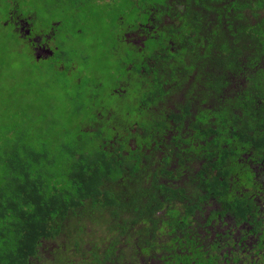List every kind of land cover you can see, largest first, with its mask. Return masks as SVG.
Wrapping results in <instances>:
<instances>
[{
  "label": "trees",
  "instance_id": "trees-1",
  "mask_svg": "<svg viewBox=\"0 0 264 264\" xmlns=\"http://www.w3.org/2000/svg\"><path fill=\"white\" fill-rule=\"evenodd\" d=\"M22 1L0 0V264H264V0H119L145 45L107 95L58 106L56 81L6 70L36 61Z\"/></svg>",
  "mask_w": 264,
  "mask_h": 264
},
{
  "label": "rangeland",
  "instance_id": "rangeland-1",
  "mask_svg": "<svg viewBox=\"0 0 264 264\" xmlns=\"http://www.w3.org/2000/svg\"><path fill=\"white\" fill-rule=\"evenodd\" d=\"M83 1L86 3V0ZM102 2L103 0H89L79 12L74 8L64 7L67 0L22 1L17 8L21 15H15L14 22L16 23V20L28 21L30 26H25L28 28L26 31L23 27L18 28L22 37L29 35L31 31L29 27L31 26L33 30L31 34H37L27 38L29 42L27 47L22 44V51L28 54L27 57L31 55L34 58L35 56L36 61L20 54L11 55L7 59H3L7 63L8 75L23 76V84L26 85H29L27 82L30 79L35 78L42 79L49 85H53L56 81L59 90L53 102L57 106L63 105L64 102L70 103L71 97L76 94L77 89L82 92L81 97L85 103L93 101L92 97L100 98L107 95L121 79L124 66L122 60L129 43L137 46L139 50V47L145 45L146 35L139 33L140 30H124L130 26L128 23L132 21V18L127 16L126 21L119 22L116 17L120 13L118 12L119 8L117 9L119 0H111L108 5L105 4L106 10H112L111 13L95 20L90 19L86 14L89 12V7ZM4 15V13L0 14V21L4 19ZM56 22H58L57 25ZM10 24L13 26V23ZM55 25L54 34L52 27ZM121 32L122 35L125 32V41L123 38L121 40L117 38V34L121 38ZM10 45L13 47L12 43ZM7 51L10 52L8 49ZM40 58L41 60H39ZM30 60L34 62L30 63ZM105 61L112 64L113 73L111 76L107 72L104 74V69L107 66L104 65ZM181 94L177 97L168 98L166 105L173 107L177 102H180L183 98ZM26 98L37 99L40 98V94L38 92L26 93ZM86 105L95 106L94 102ZM46 106L49 104L47 103ZM8 108L23 110L19 117L28 120L27 115L30 113V109H25V102L17 107L12 102ZM220 224H218V228ZM237 234L241 235L238 229L235 230V235ZM251 239L252 237L248 238V243Z\"/></svg>",
  "mask_w": 264,
  "mask_h": 264
},
{
  "label": "flooded vegetation",
  "instance_id": "flooded-vegetation-1",
  "mask_svg": "<svg viewBox=\"0 0 264 264\" xmlns=\"http://www.w3.org/2000/svg\"><path fill=\"white\" fill-rule=\"evenodd\" d=\"M19 23H18V27L17 28H22L23 27V29L26 31L28 28H26L25 26H28L29 25V23H28V21L26 20V21H24V20H19L18 21ZM17 23V22H16ZM57 24V23H56ZM30 26V25H29ZM30 29H31V31L29 32V35H25V37L24 38H26V40H28L27 38H31L32 36L34 37L35 35H37V34H35V35H32L31 33H33V30H32V26L31 27H29ZM52 28H54V27H52ZM51 28V29H52ZM51 31V30H50ZM53 33L55 34V28H54V31H53ZM39 36H42V35H39ZM146 38V37H145ZM133 41H135V40H133ZM145 41V40H144ZM29 43V42H28ZM57 48V47H56ZM140 48H142V47H140ZM51 50V49H50ZM50 55V54H49ZM53 55V54H52ZM51 56V55H50ZM49 57V56H48ZM43 58H47V57H43ZM39 60H41V58L39 59Z\"/></svg>",
  "mask_w": 264,
  "mask_h": 264
}]
</instances>
